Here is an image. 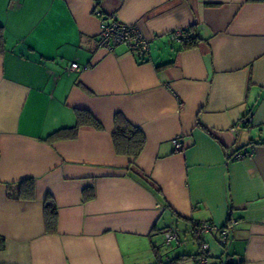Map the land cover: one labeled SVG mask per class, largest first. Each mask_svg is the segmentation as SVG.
Returning a JSON list of instances; mask_svg holds the SVG:
<instances>
[{"label": "crops", "instance_id": "1", "mask_svg": "<svg viewBox=\"0 0 264 264\" xmlns=\"http://www.w3.org/2000/svg\"><path fill=\"white\" fill-rule=\"evenodd\" d=\"M95 8L138 27L142 63L99 47ZM0 24V264H194L199 222L230 226L223 246L206 235L208 264H264V0H0ZM187 29L191 48L171 37ZM75 110L101 129L44 140ZM117 114L145 138L136 170ZM26 179L34 198H9Z\"/></svg>", "mask_w": 264, "mask_h": 264}, {"label": "trees", "instance_id": "2", "mask_svg": "<svg viewBox=\"0 0 264 264\" xmlns=\"http://www.w3.org/2000/svg\"><path fill=\"white\" fill-rule=\"evenodd\" d=\"M182 31L183 34L179 38L182 47L191 48L196 46L199 41V38H197V36L194 33L189 32L188 29ZM3 50H4L3 27L0 24V53H2ZM75 117H76L75 125L71 127H63L57 129L51 134H49L47 137H45L44 140L48 142H53L57 140L72 139L76 137L79 128L82 126H88L94 129H101L100 123L88 111L75 110ZM115 121L116 123H115L114 131L112 133V143L114 150L118 155L127 156L131 158V162L129 163V168L131 170H136L134 161L137 159V157L139 156V154L141 153L144 147L145 138L142 132L137 127L127 122L120 114H117L115 116ZM144 178L146 180L148 179L147 177ZM7 196L11 199L32 200L34 198L33 180L32 179L23 180L16 186V188L14 186H9L7 191ZM89 197L90 195H87L85 193V195L83 196V200H86ZM43 212H44L45 227L47 229V232L54 233L56 231V207L52 203V201L50 200L45 201ZM170 246H166V247H170ZM180 258L181 257L173 258L170 261L163 264H173ZM226 264H235V263L228 262Z\"/></svg>", "mask_w": 264, "mask_h": 264}, {"label": "built area", "instance_id": "3", "mask_svg": "<svg viewBox=\"0 0 264 264\" xmlns=\"http://www.w3.org/2000/svg\"><path fill=\"white\" fill-rule=\"evenodd\" d=\"M94 14L100 20V33L98 45L100 48L112 51L115 46L125 44L133 52L135 58L142 62L146 59L149 52V41L144 37L137 26L132 24H125L119 22L111 15L105 14L99 8L93 10ZM183 34L182 30H176L171 34L172 39L179 40ZM78 69L77 63H71L69 70ZM249 117L241 119L242 124H247ZM173 145L176 150L183 148V143L179 137L173 139ZM252 149L242 148L231 155V159H241L250 157ZM230 226L227 224L225 227H217L208 222H200L194 228V237L198 242V251L194 258V264H208L209 259V243L206 239L208 233H214L217 236V241L220 245H225L229 236ZM164 243L170 246L171 243H179V236L175 231H166L163 234Z\"/></svg>", "mask_w": 264, "mask_h": 264}]
</instances>
